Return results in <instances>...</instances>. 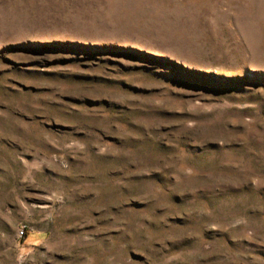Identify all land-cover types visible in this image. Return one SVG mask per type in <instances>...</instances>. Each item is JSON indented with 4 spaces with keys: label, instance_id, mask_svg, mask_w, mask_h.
I'll use <instances>...</instances> for the list:
<instances>
[{
    "label": "rangeland",
    "instance_id": "374dc122",
    "mask_svg": "<svg viewBox=\"0 0 264 264\" xmlns=\"http://www.w3.org/2000/svg\"><path fill=\"white\" fill-rule=\"evenodd\" d=\"M0 264H264V0H0Z\"/></svg>",
    "mask_w": 264,
    "mask_h": 264
}]
</instances>
